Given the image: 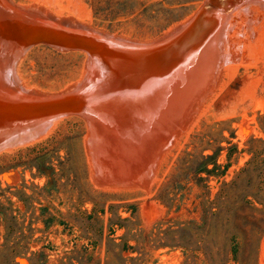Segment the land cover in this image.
Here are the masks:
<instances>
[{"label": "rangeland", "instance_id": "rangeland-1", "mask_svg": "<svg viewBox=\"0 0 264 264\" xmlns=\"http://www.w3.org/2000/svg\"><path fill=\"white\" fill-rule=\"evenodd\" d=\"M11 1L142 42L187 22L204 2ZM226 45L228 60L216 87L159 161L148 193L94 185L87 126L78 115L61 116L37 138L0 152V200L10 195L26 225L32 220L31 250L42 251L47 264L64 256L105 264L113 255L136 258L128 264H264V155L252 164L254 151L264 145V6L247 3L228 14ZM86 58L79 49L59 51L37 42L18 59L14 74L25 88L55 94L82 80ZM207 156L215 163L208 164L209 173L199 171ZM224 195L233 198L227 202ZM179 222L187 230L174 231ZM124 242L128 248L121 251ZM17 261L29 264L26 257Z\"/></svg>", "mask_w": 264, "mask_h": 264}, {"label": "water", "instance_id": "water-1", "mask_svg": "<svg viewBox=\"0 0 264 264\" xmlns=\"http://www.w3.org/2000/svg\"><path fill=\"white\" fill-rule=\"evenodd\" d=\"M247 3L264 6L206 0L187 22L142 42L0 0V152L37 138L61 116L78 115L94 185L148 193L159 161L218 83L228 60V14ZM37 42L84 51L82 80L55 94L25 88L14 68Z\"/></svg>", "mask_w": 264, "mask_h": 264}, {"label": "trees", "instance_id": "trees-1", "mask_svg": "<svg viewBox=\"0 0 264 264\" xmlns=\"http://www.w3.org/2000/svg\"><path fill=\"white\" fill-rule=\"evenodd\" d=\"M264 123V116L262 117ZM264 131V125L262 126ZM253 140V138H252ZM264 143V140H260ZM264 155V145H262L261 149L258 151H254L252 156V164L258 161L260 155ZM264 159V158H263ZM256 161V162H255ZM264 161V160H263ZM214 163V161H210V158L207 156L204 165L199 169L207 171L209 173L208 164ZM215 164V163H214ZM26 195V193H24ZM224 201H229L233 196L224 195ZM248 195L245 194L242 197V203H248L247 200ZM3 198L5 202L3 203L0 200V226L3 225L4 232L2 233L0 230V262H9L10 264H19L17 258L19 256L26 257L29 264H47L46 256L43 255L42 251H33L30 248V243L33 240L34 235V227L32 226V220H29V223L26 225L25 213L20 214L17 209L13 208V202L10 195H4ZM20 199L25 202L26 206H29L24 198ZM225 203V207L228 210V215L225 218L227 224H229L231 220V215L229 210L231 208L227 207L229 203ZM47 209L41 210V215L46 212ZM34 220H38L39 217H33ZM32 219V216H31ZM53 216L48 215V217L44 220L45 224H49L52 222ZM174 231H184L187 230V225L184 222H179L176 224V228ZM172 230V231H173ZM160 245H166V243H160ZM176 245H180L187 250H191L192 252H196L200 250V247H192L190 243L188 245L178 243ZM127 247L126 242L121 244V251L125 250ZM30 254V256H27ZM113 257L115 259H113ZM112 258H108L105 260V264H128V261H135V257H123L122 255H113ZM66 258V260H64ZM74 260L77 261V264H83V259H77L73 256H64L62 257L58 263L53 264H76ZM187 261V260H186ZM133 264V263H132Z\"/></svg>", "mask_w": 264, "mask_h": 264}, {"label": "bare ground", "instance_id": "bare-ground-1", "mask_svg": "<svg viewBox=\"0 0 264 264\" xmlns=\"http://www.w3.org/2000/svg\"><path fill=\"white\" fill-rule=\"evenodd\" d=\"M205 1H206V0H204L203 5H202V7L200 8V10L203 8ZM200 10H199V11H200Z\"/></svg>", "mask_w": 264, "mask_h": 264}]
</instances>
